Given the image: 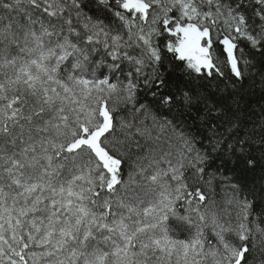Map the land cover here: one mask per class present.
<instances>
[{"label":"snow or ice","instance_id":"obj_1","mask_svg":"<svg viewBox=\"0 0 264 264\" xmlns=\"http://www.w3.org/2000/svg\"><path fill=\"white\" fill-rule=\"evenodd\" d=\"M257 93L264 0H0V264H264Z\"/></svg>","mask_w":264,"mask_h":264},{"label":"trees","instance_id":"obj_2","mask_svg":"<svg viewBox=\"0 0 264 264\" xmlns=\"http://www.w3.org/2000/svg\"><path fill=\"white\" fill-rule=\"evenodd\" d=\"M251 100H252V103H253L254 105L257 104L258 102H260V103H264V101L261 100L259 93H257L255 96H253V97L251 98ZM248 179L251 180V176H249Z\"/></svg>","mask_w":264,"mask_h":264}]
</instances>
